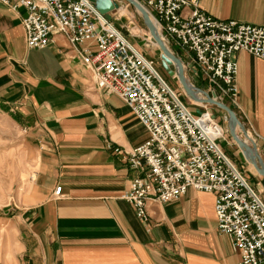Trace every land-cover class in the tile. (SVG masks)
Instances as JSON below:
<instances>
[{
  "label": "crops",
  "instance_id": "0c3cea01",
  "mask_svg": "<svg viewBox=\"0 0 264 264\" xmlns=\"http://www.w3.org/2000/svg\"><path fill=\"white\" fill-rule=\"evenodd\" d=\"M197 1L216 18L264 24V0ZM129 6L110 11V19L125 35L147 41V26L141 32ZM25 13L22 7L14 10L0 3V106L36 129L41 149L35 202L20 213L17 264H237L232 236L217 229L212 192L188 187L167 202L148 200L146 220L136 215L121 195L141 174L130 166L126 152L148 138L146 128L119 96L95 85L62 33L54 34L43 48H26L21 25ZM132 26L140 33H133ZM163 43L186 64L187 80L206 87L192 74L190 56L169 40ZM75 46L97 49L93 40ZM152 48L148 57L160 59L162 65V49L157 44ZM236 61L237 105H225L234 111L247 145L255 150L257 166L263 167L264 57L239 51ZM174 64L169 67L175 73ZM174 73L168 74L177 78ZM222 141L234 147L236 165L244 163L253 171L251 177L240 168L248 181L253 178L252 186L264 201V175L245 159L234 138L232 143ZM56 186L59 195L53 194Z\"/></svg>",
  "mask_w": 264,
  "mask_h": 264
},
{
  "label": "built area",
  "instance_id": "2783aa9c",
  "mask_svg": "<svg viewBox=\"0 0 264 264\" xmlns=\"http://www.w3.org/2000/svg\"><path fill=\"white\" fill-rule=\"evenodd\" d=\"M113 1L118 7L133 5L128 0ZM133 1L154 19L163 40L190 56V65L195 66L192 74L206 84L190 83L192 92L199 90L204 97L200 102L180 83L187 100L182 98L159 73L154 60L135 47L91 0L0 3L26 10L21 25L28 49L43 48L54 34L62 33L95 85L119 96L146 128L148 138L126 152L130 166L141 174L132 178L121 195L138 217L147 219L148 200L167 202L188 187L212 192L217 229L232 236L239 254L237 264H264V201L223 150L220 142L225 139V129L213 111L223 112L228 128V113L215 101L237 105L236 53L264 57V24L216 18L201 9L197 0ZM85 40L96 43L95 52L75 46ZM177 70L175 65L174 75ZM53 194H60V186Z\"/></svg>",
  "mask_w": 264,
  "mask_h": 264
},
{
  "label": "rangeland",
  "instance_id": "374dc122",
  "mask_svg": "<svg viewBox=\"0 0 264 264\" xmlns=\"http://www.w3.org/2000/svg\"><path fill=\"white\" fill-rule=\"evenodd\" d=\"M128 10L135 14L137 27L147 30L142 16L135 11L134 6L130 4ZM142 29H140L141 32ZM146 32L148 36L147 41L136 37L140 40V42H137L129 34H126V36L132 39L134 43L136 42L135 44L142 49L146 56H151L153 44L149 38L150 32L148 30ZM148 43L150 46L147 45ZM154 62L155 67L164 79L174 89L181 92L182 98L186 99L185 92H183L177 78H171L167 70L159 64L160 59L158 60L157 58ZM190 109L194 110L195 108L190 107ZM213 111L219 113L216 116L224 126V140L232 143L233 138L230 131L222 120L223 112L217 108H213ZM236 130L244 138L246 144H248L238 125L236 126ZM35 132L36 129L26 126L18 118L17 114L4 106H0V264H17L18 260L21 261L22 233L19 223L20 213L24 208L33 204L36 197L35 177L41 149L40 139ZM220 143L230 159L234 161V158L231 157L234 155V147H230L223 141ZM249 147L251 148V146ZM237 168H242L251 177L254 175L253 171L248 169L244 163H241L240 166L237 165ZM252 180L253 178L249 180L251 186ZM260 197L263 199L262 196Z\"/></svg>",
  "mask_w": 264,
  "mask_h": 264
},
{
  "label": "water",
  "instance_id": "95a60500",
  "mask_svg": "<svg viewBox=\"0 0 264 264\" xmlns=\"http://www.w3.org/2000/svg\"><path fill=\"white\" fill-rule=\"evenodd\" d=\"M91 1L94 3V6L96 7V9L99 12H101L107 19L111 18L110 11H112L113 9L118 7L117 2H115L113 0H91ZM128 1L131 2L133 5H135L138 8V10L141 12V15H142V18L144 20V23L147 26L150 34L154 37V39L156 40V42L158 43V45L162 49V52H163L162 57H161L162 58L161 59L162 66L168 71L169 74L172 75L174 72L169 67V64L171 63V61L168 60L167 56L172 57L173 60L179 66V68L177 70V75H178V79H179L181 85L183 86L184 90L188 94L193 95L191 86L189 88V86H187L185 81H184V74H183V68L181 67V65H182L181 61L176 56H174L173 54H171L168 51V49L164 45L163 41L158 37V35L155 32L154 25H153L152 21L150 20L147 12L144 10V8L141 5H139L138 3H136L135 1H133V0H128ZM207 100L213 101L211 97L207 98ZM215 102H216V104L218 106L223 108L228 113V116H229L228 127H229L230 134L236 140V142L241 146V148L243 150V146H242L243 143H241L240 140H237V138H236V136L234 134L233 128H232L233 122H236L237 124H239V121H238L234 111L231 108H229L228 106H226L224 103H221V102H218V101H215ZM199 111H200L199 109H196V112H199ZM244 146L248 147L247 144H245ZM243 153H244V151H243ZM259 161L261 162L260 159H259ZM252 163H254V165H256V162H252ZM257 170L259 171V173L264 175V169H263L262 166L258 167Z\"/></svg>",
  "mask_w": 264,
  "mask_h": 264
},
{
  "label": "bare ground",
  "instance_id": "6f19581e",
  "mask_svg": "<svg viewBox=\"0 0 264 264\" xmlns=\"http://www.w3.org/2000/svg\"><path fill=\"white\" fill-rule=\"evenodd\" d=\"M125 5H123V6H120V7H118V8H121V7H124ZM125 15H127V14H125ZM150 18H151V21H152V23H153V25H154V28H155V32H156V34L158 35V37L162 40V41H164L163 39H162V37H161V35H160V33H159V31H158V25H157V23L154 21V19L150 16ZM131 30H132V32L133 33H135V34H137V33H140V30L138 29V28H136V26H132L131 27ZM150 41H151V43L153 44V45H158V43L156 42V40L154 39V37L150 34ZM167 58H168V60L169 61H174L173 60V58L172 57H170V56H167ZM174 63L177 65V68H179V66H178V64L174 61ZM182 64V63H181ZM181 67L183 68V65H181ZM184 81H185V83H186V85L187 86H189V88H190V83L187 81V79H186V77L184 76ZM193 93L195 94L194 96H196V98H195V100L196 101H201V99H203L204 97H202V95L200 94V92H199V90H193ZM238 124L236 123V122H233V124H232V128H233V131H234V134H235V136H236V138H237V140H240L241 141V143H243L242 144V146H243V151H244V154H245V159L247 158L250 162L252 161V162H255L256 161V152H255V150L251 147H245L244 145L246 144V142H245V140H244V138L240 135V133H238V131L236 130V126H237ZM236 132H237V134H236ZM259 163V162H258ZM260 164V163H259ZM261 165V164H260ZM256 166V168L258 169V167L259 166H257V164L255 165ZM264 167V166H263Z\"/></svg>",
  "mask_w": 264,
  "mask_h": 264
}]
</instances>
